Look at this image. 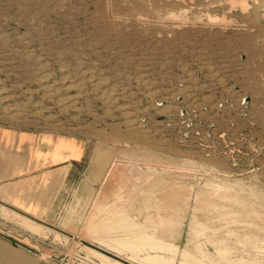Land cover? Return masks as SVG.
<instances>
[{
    "label": "rangeland",
    "instance_id": "374dc122",
    "mask_svg": "<svg viewBox=\"0 0 264 264\" xmlns=\"http://www.w3.org/2000/svg\"><path fill=\"white\" fill-rule=\"evenodd\" d=\"M0 96L17 107L0 127L81 150L57 191L67 229L0 235L48 264H149L144 231L264 264V0H0Z\"/></svg>",
    "mask_w": 264,
    "mask_h": 264
},
{
    "label": "crops",
    "instance_id": "0c3cea01",
    "mask_svg": "<svg viewBox=\"0 0 264 264\" xmlns=\"http://www.w3.org/2000/svg\"><path fill=\"white\" fill-rule=\"evenodd\" d=\"M51 140L48 133L0 127V214L7 218L0 226L8 231L15 230L13 223L37 233L67 229L56 222L57 191L81 150L67 139ZM0 264H48V255L25 249L12 235H0Z\"/></svg>",
    "mask_w": 264,
    "mask_h": 264
},
{
    "label": "bare ground",
    "instance_id": "6f19581e",
    "mask_svg": "<svg viewBox=\"0 0 264 264\" xmlns=\"http://www.w3.org/2000/svg\"><path fill=\"white\" fill-rule=\"evenodd\" d=\"M41 78H44V77H42V76H40V78L38 79L39 81H40V85H42L43 83H42V81H41ZM48 81V80H47ZM102 82V81H101ZM39 85V84H38ZM95 85L96 86H98L99 85V81H97L96 83H95ZM40 87V86H39ZM48 87H49V85L48 84H45V85H42V88L44 89V92L45 93H48ZM50 89H51V87H49ZM3 93V92H2ZM1 93V94H2ZM49 94V93H48ZM101 95L102 96H100L101 98H103L105 101H107V102H113V101H115V98L114 97H111V94H110V91L109 92H107V91H103V92H101ZM113 95V94H112ZM59 101L62 103V105H64L65 103H67V102H69L70 101V97H68V96H62V97H59ZM14 104V103H13ZM16 106H18L17 104H16ZM19 108V107H18ZM0 109L4 112V113H11L10 111L12 110V109H17V107H12L11 105H9V104H5L4 103V100H3V97H1L0 96ZM19 110V109H18ZM14 113V112H13ZM16 113V112H15ZM12 115V114H11ZM130 121H127V123H129ZM105 208H107V207H105ZM105 212V211H104ZM107 215H110L111 216V218L112 219H115V220H112V219H110V220H112V222L113 221H116V223H123L124 225L126 224V225H131L132 224V226H133V222L131 223L129 220H128V215H127V213H126V211L124 210V209H122V208H118V209H116V210H110V209H108L107 210ZM103 223V222H102ZM105 223V222H104ZM114 223V222H113ZM111 225V224H110ZM114 225H116V224H113V226ZM123 225V226H124ZM120 226V225H119ZM122 226V228H119L118 230H121V229H123L124 227ZM107 227V226H106ZM114 228V227H113ZM127 228V227H126ZM132 228V227H131ZM138 229V228H137ZM117 230V231H118ZM124 231H122V232H126L125 231V229H123ZM127 230H128V228H127ZM133 230H135L134 228H132V230L130 229V232H132ZM117 231H113V232H117ZM138 231H140V230H138ZM128 233H130L129 232V230L127 231ZM134 232V231H133ZM140 232H142V231H140ZM146 231H144V234H141L140 233V237H138L139 236V234L138 235H136L137 237H138V239L139 240H141V238L143 239H145V238H149V240H151L152 241V243H151V241H150V243L149 244H147L148 245V249H146L147 251L145 252L146 254L144 255V257L142 256V258L144 259L143 261H145L146 260V262H147V260L150 262L149 264H167L166 262L169 260V259H167L168 258V256L166 255V254H164L163 255V253H171L172 255L170 256L171 258V260L172 259H174L177 255H178V257H179V261L182 263V262H184L185 263V261H187V262H189V263H191V264H206L205 262H204V260L202 259V258H199V257H197V255H194L193 253H191L190 251H188V250H185V249H183V250H179L178 249V247H177V245H175V244H173V243H171V242H168V241H166V240H164V239H162L161 237H158V236H156L154 233H151V234H149V233H145ZM123 233V234H124ZM126 234V236H128L129 237V235H127V233H125ZM114 235V234H113ZM118 236V235H117ZM125 236V235H124ZM136 236H135V238H136ZM115 237V236H114ZM117 238V237H116ZM121 238H124L125 239V237H121ZM127 238V237H126ZM113 239V238H112ZM119 240V239H118ZM137 240V239H136ZM115 241V240H114ZM117 241V240H116ZM126 241H128V240H126ZM122 242V241H121ZM148 242V241H147ZM131 243H132V241H131ZM141 242H139V244H140ZM146 243V242H145ZM118 245V244H117ZM130 245V244H129ZM132 245V244H131ZM136 245V244H135ZM135 245H133V246H135ZM141 245V244H140ZM119 246V245H118ZM132 246V247H133ZM142 246H144V244H142ZM139 247V246H138ZM141 248V247H140ZM143 248V247H142ZM137 250H138V248H137ZM140 250V249H139ZM89 253L90 254H88V255H94V256H97V257H99V258H102V259H104V261L105 262H107V257H106V255L105 254H103V253H101V252H99V251H96V250H93V249H89ZM133 255V254H132ZM165 255L167 256V257H165ZM134 257V256H133ZM109 261V260H108ZM110 262V261H109ZM116 262V261H115ZM169 262V261H168ZM118 264H123V263H118ZM188 264V263H187Z\"/></svg>",
    "mask_w": 264,
    "mask_h": 264
}]
</instances>
